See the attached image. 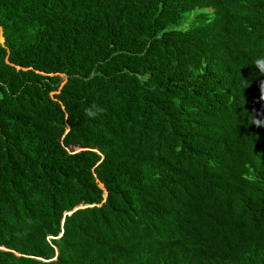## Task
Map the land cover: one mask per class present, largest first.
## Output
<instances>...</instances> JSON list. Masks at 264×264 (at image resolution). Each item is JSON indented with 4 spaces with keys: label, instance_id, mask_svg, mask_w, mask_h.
Here are the masks:
<instances>
[{
    "label": "trees",
    "instance_id": "trees-1",
    "mask_svg": "<svg viewBox=\"0 0 264 264\" xmlns=\"http://www.w3.org/2000/svg\"><path fill=\"white\" fill-rule=\"evenodd\" d=\"M258 61L264 0H0V264H264Z\"/></svg>",
    "mask_w": 264,
    "mask_h": 264
},
{
    "label": "clouds",
    "instance_id": "clouds-1",
    "mask_svg": "<svg viewBox=\"0 0 264 264\" xmlns=\"http://www.w3.org/2000/svg\"><path fill=\"white\" fill-rule=\"evenodd\" d=\"M257 63H258V65H260V66L262 67V70H264V62H260V61H258ZM103 111H104L103 108H97L96 111H93V108L90 107V108L85 109V114H86L87 116L91 117V118H95L97 115H99V114L102 113ZM257 125H258V126L260 125V122H259V121H257ZM104 194H105V192H104ZM91 205H93V204H91ZM98 205H99V204H98ZM78 206H83V207H84V205H78ZM78 206H77V207H78ZM68 213H70V212H68ZM0 248H1V249H4L3 247H0Z\"/></svg>",
    "mask_w": 264,
    "mask_h": 264
},
{
    "label": "water",
    "instance_id": "water-1",
    "mask_svg": "<svg viewBox=\"0 0 264 264\" xmlns=\"http://www.w3.org/2000/svg\"><path fill=\"white\" fill-rule=\"evenodd\" d=\"M78 207H83V206H78Z\"/></svg>",
    "mask_w": 264,
    "mask_h": 264
}]
</instances>
